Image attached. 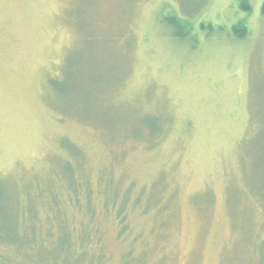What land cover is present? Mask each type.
I'll use <instances>...</instances> for the list:
<instances>
[{
	"label": "rangeland",
	"instance_id": "obj_1",
	"mask_svg": "<svg viewBox=\"0 0 264 264\" xmlns=\"http://www.w3.org/2000/svg\"><path fill=\"white\" fill-rule=\"evenodd\" d=\"M248 3L0 0L11 220L38 206L77 248L85 229L94 264H264V0Z\"/></svg>",
	"mask_w": 264,
	"mask_h": 264
},
{
	"label": "trees",
	"instance_id": "obj_2",
	"mask_svg": "<svg viewBox=\"0 0 264 264\" xmlns=\"http://www.w3.org/2000/svg\"><path fill=\"white\" fill-rule=\"evenodd\" d=\"M239 6L244 11H250L251 8L248 0H239ZM183 23L190 28L188 23ZM231 31L239 37H244L248 32L246 26H242L241 23L233 25ZM173 35L177 36L176 31H173ZM50 83L55 86L56 81L51 80ZM65 176L66 182L68 181L71 185L67 172ZM71 186L74 187L72 189L76 195L78 192L76 185ZM67 193L69 195L71 191ZM7 197L0 184V246L2 247L0 264H94L98 263L104 255L100 237L93 236L81 228L77 248L73 239V229L63 230L57 220H52L50 215L46 222L48 226L43 231L38 220V206L34 212H31L35 215L34 219L18 217L12 221L7 215L9 214L8 206H6L9 201ZM17 202L21 203L20 200ZM71 204L79 208L75 203ZM31 208L34 209V207ZM122 218H120L121 222Z\"/></svg>",
	"mask_w": 264,
	"mask_h": 264
}]
</instances>
